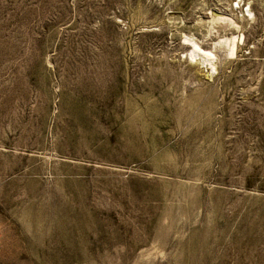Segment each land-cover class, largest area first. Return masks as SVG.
<instances>
[{"label":"rangeland","instance_id":"1","mask_svg":"<svg viewBox=\"0 0 264 264\" xmlns=\"http://www.w3.org/2000/svg\"><path fill=\"white\" fill-rule=\"evenodd\" d=\"M0 264H264V0H0Z\"/></svg>","mask_w":264,"mask_h":264}]
</instances>
